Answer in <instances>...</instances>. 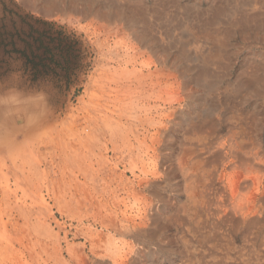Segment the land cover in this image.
<instances>
[{
    "label": "bare ground",
    "instance_id": "6f19581e",
    "mask_svg": "<svg viewBox=\"0 0 264 264\" xmlns=\"http://www.w3.org/2000/svg\"><path fill=\"white\" fill-rule=\"evenodd\" d=\"M21 2L70 27L86 19L95 27L87 41L93 68L80 73L75 108L66 101L47 113L42 99L21 100L9 128L0 109V167L8 161L16 173L22 142L61 126L51 141L59 152L49 153V141L51 160L27 178L48 180L64 226L32 223L1 199L0 218L23 221L14 264H256L264 245V57L226 85L212 74L232 29L264 32V0H214L195 12L179 0H122L119 12L85 1L78 9V0ZM200 40L207 45L195 49ZM6 249L1 243L2 256Z\"/></svg>",
    "mask_w": 264,
    "mask_h": 264
},
{
    "label": "rangeland",
    "instance_id": "374dc122",
    "mask_svg": "<svg viewBox=\"0 0 264 264\" xmlns=\"http://www.w3.org/2000/svg\"><path fill=\"white\" fill-rule=\"evenodd\" d=\"M65 1L69 2L70 0ZM84 1L92 6V10L119 12V8H122V0H78V9H82L81 3H84ZM97 1H105L107 4L95 5L94 3ZM142 1L151 6L154 0ZM213 1L179 0V4L189 3L192 6L189 5L190 10L195 12L206 10ZM38 14L26 8L21 0H0V109L1 107L4 109L1 110L3 111L1 119L8 128L13 124L16 114L15 108L21 100L30 98L42 99L43 109L47 113H52L54 110L57 111L60 107L63 108L67 104L65 103L66 101L75 108L82 95L81 74L85 73L88 75L93 68L94 56L91 49L87 46V41L93 39L92 33L94 29H91L95 26H87L86 22H88V19L80 23H74L70 27L67 24L47 19L44 16L41 17ZM90 18L94 17L91 16ZM93 20H97L99 23H106L105 20L99 19V17ZM115 25L122 27L127 36L131 38L127 24L116 21ZM222 25L225 26L224 22ZM175 32L180 33L181 30L176 29ZM246 32L243 33L238 29H232V32L229 33L230 36L224 40L228 55L224 56L220 66L212 74L217 76L216 80L221 85H226L229 81L235 79L236 74L245 69V64L248 60L264 57V32H260V30H247ZM199 42L196 45L193 44L195 49L203 48L207 45L203 40ZM167 52L171 53L172 50H167ZM174 72L177 74L176 71ZM71 96L73 97L71 98ZM57 123L59 124L60 121ZM58 124L52 126L49 134L44 135L40 141L27 140L22 142L23 154L18 157L15 164L19 170H22L21 172H14L13 167L12 169L7 168L9 166L8 161H6L7 163L5 162L6 166L0 167L3 170H0V175L3 176H0V201L2 202L1 199H3V201L9 202L8 206L13 212L16 208L29 212L32 223L43 226L50 225L55 230L60 227L63 228L64 225L61 222L63 218L59 217L60 214L53 205L48 180L43 181V177H34L33 181L28 182L27 172L41 170L46 166V162L51 160V156H47L44 146L49 141L59 138V135L61 136V126ZM257 129L258 135L264 142V123H259ZM38 147L40 149L36 151ZM51 149L53 150L49 151L50 154L55 151V154L59 152V148L57 149L52 142L51 145L49 144V150ZM3 156L7 158L8 154L3 153ZM158 180L162 181V178ZM26 193L30 195L28 194V196ZM28 197L29 199L32 198L31 200L33 201L27 200ZM35 198L38 199L37 202ZM20 223L23 224V221L18 216L8 219L6 217L0 218V244L7 246L6 253L3 256L0 254V264H14L15 262L14 250L17 246L13 242L15 241L17 228L19 229L21 226ZM14 227L15 230H13ZM4 230L5 234L2 233ZM5 235H10L11 243ZM261 239L264 241L263 235ZM170 257L172 258L173 254H170ZM166 258L164 257L163 261ZM108 262L113 264L110 260ZM255 263L264 264V245L261 242L255 248Z\"/></svg>",
    "mask_w": 264,
    "mask_h": 264
}]
</instances>
